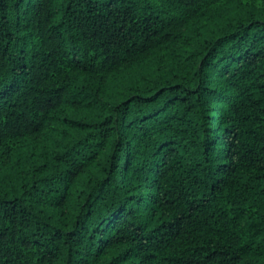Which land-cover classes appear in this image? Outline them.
Returning <instances> with one entry per match:
<instances>
[{"label":"trees","instance_id":"1","mask_svg":"<svg viewBox=\"0 0 264 264\" xmlns=\"http://www.w3.org/2000/svg\"><path fill=\"white\" fill-rule=\"evenodd\" d=\"M0 264H264V0H0Z\"/></svg>","mask_w":264,"mask_h":264}]
</instances>
